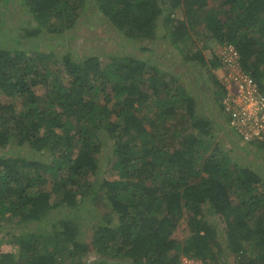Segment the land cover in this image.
I'll list each match as a JSON object with an SVG mask.
<instances>
[{"label":"trees","instance_id":"1","mask_svg":"<svg viewBox=\"0 0 264 264\" xmlns=\"http://www.w3.org/2000/svg\"><path fill=\"white\" fill-rule=\"evenodd\" d=\"M23 2L37 28L55 35L89 5L144 50L162 25L183 57L201 64L202 52L188 47L194 34L232 43L264 93V0ZM107 56L103 65L96 54L64 52L52 63L44 51L0 43V224L29 228L18 236V263L88 264L95 254L92 264H183L182 256L225 264L228 255L264 264V177L215 140L220 123L195 117L196 98L166 70L130 52ZM102 166L115 179L101 176ZM88 202L102 219L80 242L77 213ZM59 208L67 212L58 216ZM206 210L221 218L222 233ZM183 221L184 240L174 235ZM0 264H14L13 254Z\"/></svg>","mask_w":264,"mask_h":264},{"label":"rangeland","instance_id":"2","mask_svg":"<svg viewBox=\"0 0 264 264\" xmlns=\"http://www.w3.org/2000/svg\"><path fill=\"white\" fill-rule=\"evenodd\" d=\"M90 3V2H89ZM89 5L86 6L81 15L77 18L75 24L70 30L61 34H50L37 28V22L28 13V8L23 0H0V43H4L9 47H23L24 49L35 48L44 51L53 58L52 63L59 60V56L64 52H69L74 59H81L85 55H98L100 61L104 65L108 61L107 53L123 54L132 53L135 56L148 58L151 63L166 70L172 77L176 78L178 85L185 91L196 98V116L215 120L220 123V128L213 126L215 140L221 145L228 148L233 147L232 155L240 163L254 167L257 174L264 177V143L243 142L234 131L226 124L224 112H220L218 102L215 100L216 92L219 89L220 73L218 69L212 70L209 66L213 60H219V46L213 39H207L203 34H194V41L188 42L189 50H200L206 60L205 64L200 61H191L178 51L175 44L170 42L162 25H159L158 34H156L154 42L150 49L144 50L141 46H146L141 42H130L125 40L117 33L110 23L97 12L96 8L89 13ZM179 13V12H178ZM180 16V14H178ZM32 28L35 35L24 37L23 30ZM203 31L202 25L197 27ZM209 71V72H208ZM218 81V86L214 82L213 77ZM178 78V79H177ZM176 83V82H175ZM223 87V86H222ZM0 99L7 102L6 98L0 94ZM215 140L211 141L212 145ZM110 153L109 146L103 148ZM0 154H5L0 149ZM103 157V156H102ZM106 161V160H104ZM101 176L109 179H115V174L110 170L103 168L99 170ZM49 187V184H47ZM87 206V207H86ZM93 205L88 202L80 208L77 213L82 233L76 239L80 242H87L91 238V226L102 219L103 209H94ZM67 210L59 208L57 215L62 216ZM203 218H209L217 229L223 232L224 224L221 218L216 214L204 211ZM8 218V217H7ZM183 221L177 227L174 235L182 240L185 239V232L182 228ZM29 228L25 224H17L12 219L3 220L0 224V258L5 253H11L14 256V264L18 263V246L17 240L20 233L28 231ZM100 256L92 254L86 257L88 264H92L98 260ZM183 264H200L197 260H191L182 256ZM65 264V263H60ZM67 264V263H66ZM103 264H115L113 260L108 259ZM225 264H238L233 255L225 258Z\"/></svg>","mask_w":264,"mask_h":264},{"label":"built area","instance_id":"3","mask_svg":"<svg viewBox=\"0 0 264 264\" xmlns=\"http://www.w3.org/2000/svg\"><path fill=\"white\" fill-rule=\"evenodd\" d=\"M220 84L225 92L221 103L229 128L246 143L264 141V93L239 64L232 43L219 46Z\"/></svg>","mask_w":264,"mask_h":264}]
</instances>
